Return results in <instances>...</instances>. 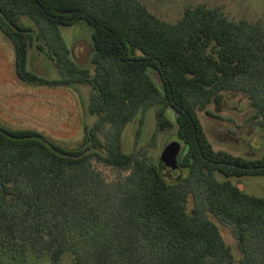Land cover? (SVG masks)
<instances>
[{"label":"trees","instance_id":"1","mask_svg":"<svg viewBox=\"0 0 264 264\" xmlns=\"http://www.w3.org/2000/svg\"><path fill=\"white\" fill-rule=\"evenodd\" d=\"M80 21L93 28L89 66L60 32ZM0 31L23 81L87 84L97 117L76 148L0 123V264H238L213 217L230 226L240 264H264V196L230 179L264 176V151L216 150L199 117L239 92L264 127L262 24L204 4L169 22L139 0H0ZM34 45L61 78L29 69ZM149 110L156 134L176 130V183L147 149L124 148V130L139 117L140 131ZM94 160L129 173L106 181Z\"/></svg>","mask_w":264,"mask_h":264},{"label":"rangeland","instance_id":"2","mask_svg":"<svg viewBox=\"0 0 264 264\" xmlns=\"http://www.w3.org/2000/svg\"><path fill=\"white\" fill-rule=\"evenodd\" d=\"M159 18L178 21L189 5L218 7L231 19L245 18L264 27V0H139ZM22 21L34 25L29 16ZM60 32L70 49L71 58L82 66H89L93 52V28L85 21L71 26H60ZM47 50V49H46ZM29 69L49 78H61L54 59L37 45L30 49ZM91 88L79 85H40L23 81L15 70V53L11 42L0 31V123L14 128H32L49 139L68 147L83 145L85 126H91L97 117L87 112ZM255 108L246 95L227 92L224 100L199 111V117L209 140L216 150H226L246 158H258L264 151V127L255 118ZM137 117L124 130L123 145L126 151L147 149L155 161L163 160L164 149L178 141L176 130L155 133L156 119L149 110L139 131ZM139 131V132H138ZM164 161V160H163ZM165 162V161H164ZM106 181L124 177L129 172L94 160ZM219 178L224 179L221 174ZM242 190L264 196V176L231 177ZM218 223L222 235L232 248L240 264L242 257L237 239L229 225Z\"/></svg>","mask_w":264,"mask_h":264},{"label":"water","instance_id":"3","mask_svg":"<svg viewBox=\"0 0 264 264\" xmlns=\"http://www.w3.org/2000/svg\"><path fill=\"white\" fill-rule=\"evenodd\" d=\"M178 142H173L163 152V160L165 161V176L166 179L172 183H176L180 180L182 170L176 161V153L178 150Z\"/></svg>","mask_w":264,"mask_h":264}]
</instances>
